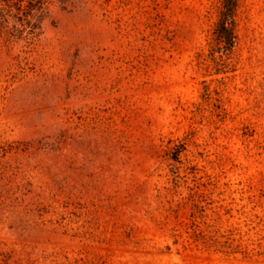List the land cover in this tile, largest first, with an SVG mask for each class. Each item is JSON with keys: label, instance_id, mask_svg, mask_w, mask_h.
<instances>
[{"label": "rangeland", "instance_id": "374dc122", "mask_svg": "<svg viewBox=\"0 0 264 264\" xmlns=\"http://www.w3.org/2000/svg\"><path fill=\"white\" fill-rule=\"evenodd\" d=\"M28 2L0 0V264H264V0L221 51L222 0Z\"/></svg>", "mask_w": 264, "mask_h": 264}, {"label": "trees", "instance_id": "16d2710c", "mask_svg": "<svg viewBox=\"0 0 264 264\" xmlns=\"http://www.w3.org/2000/svg\"><path fill=\"white\" fill-rule=\"evenodd\" d=\"M23 1L16 0L17 3ZM32 1L36 0H29L28 3L31 4ZM240 2L241 0H222L218 19L215 22L213 31V41L217 51L232 49L237 41V14L240 8ZM38 4H41V2H38Z\"/></svg>", "mask_w": 264, "mask_h": 264}]
</instances>
